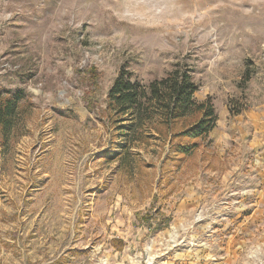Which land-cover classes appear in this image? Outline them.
<instances>
[{
	"label": "rangeland",
	"instance_id": "obj_1",
	"mask_svg": "<svg viewBox=\"0 0 264 264\" xmlns=\"http://www.w3.org/2000/svg\"><path fill=\"white\" fill-rule=\"evenodd\" d=\"M177 69L217 116L189 156L152 126L125 131L107 101L122 70L146 84ZM17 91L0 264H264L239 138L264 116V0H0V100Z\"/></svg>",
	"mask_w": 264,
	"mask_h": 264
},
{
	"label": "trees",
	"instance_id": "obj_2",
	"mask_svg": "<svg viewBox=\"0 0 264 264\" xmlns=\"http://www.w3.org/2000/svg\"><path fill=\"white\" fill-rule=\"evenodd\" d=\"M196 92L191 76L181 69L146 84L132 80L122 70L108 89L107 101L114 114L127 115L132 122L125 131L133 130L146 136L145 129L152 126L159 137L169 135L171 141L180 139L173 144V152L189 156L202 143L211 145L209 135L217 122L213 105L208 99L198 102ZM23 98L24 93L17 91L0 100V129L4 136L9 133L17 104ZM239 113L231 112L232 115Z\"/></svg>",
	"mask_w": 264,
	"mask_h": 264
},
{
	"label": "crops",
	"instance_id": "obj_3",
	"mask_svg": "<svg viewBox=\"0 0 264 264\" xmlns=\"http://www.w3.org/2000/svg\"><path fill=\"white\" fill-rule=\"evenodd\" d=\"M258 119L260 120L259 121L255 120L253 121L252 124H250L251 139L249 135L245 136L244 133H240L239 138L241 139V142L243 144L246 142V140H249L247 144H248V149H250L252 155H250L251 157L248 160V163L249 164L253 163V167H256L258 169L256 174L259 176L261 180V185L258 188L257 198L259 199L258 200L259 203H263L264 201V116L260 115ZM241 127L242 129L244 128L242 124H240V130Z\"/></svg>",
	"mask_w": 264,
	"mask_h": 264
}]
</instances>
